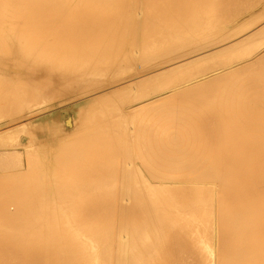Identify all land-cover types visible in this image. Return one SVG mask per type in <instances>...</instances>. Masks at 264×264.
Instances as JSON below:
<instances>
[{
	"label": "bare ground",
	"instance_id": "bare-ground-1",
	"mask_svg": "<svg viewBox=\"0 0 264 264\" xmlns=\"http://www.w3.org/2000/svg\"><path fill=\"white\" fill-rule=\"evenodd\" d=\"M257 5H260L261 11L255 7ZM250 7H255V11L257 10V13L261 14L259 15L253 11L254 13L250 15H254V18L248 16L249 13L245 12L251 9ZM249 12H252V10H249ZM238 14L242 15L239 16ZM262 19H264V0H0V264H264V51L262 50L264 46V28L260 27L264 22H262V25H257L259 29L255 30V28L251 32H247L248 34L244 33V30L246 31L247 28L251 30L249 27L253 24L256 26L255 23L261 22ZM229 22L233 24L232 26L229 25L230 27L228 26ZM226 26H228L225 29L226 31L222 32ZM218 32L220 35L223 33L221 37L218 36L220 38L217 37ZM255 34H257V37L250 39ZM209 36H214L219 41H215L214 38L213 42L207 43ZM205 39L206 43L202 44ZM209 40L212 41L213 39L210 38ZM191 48L193 52L199 51L195 55H202L198 60L201 59L203 65H207V68L214 67V70L215 66L218 67L222 62V65H227L224 62L229 63L231 61L224 59L220 62L217 60L220 62L218 65L215 61L216 58L213 59L209 54L220 53L219 56L216 54L213 57L222 58L221 53L226 56L231 51H235L239 54L238 61H236V56L233 55L236 53L233 52L230 55L232 57L226 58H232L231 60L235 58L236 62L228 64L227 67L224 66L226 68L223 71L219 72L218 70V72H215V70L214 73L209 74L207 73L208 69L205 71L206 67L204 66L203 72H206L207 76L201 71L195 72L194 70L198 66L192 64V69L188 68V70L191 69V72L195 73L193 76L192 74L188 76L190 82L193 77L196 78L201 73L203 76L199 79L196 78L197 80L195 79L192 85L188 83L191 86L186 85L189 88V93L186 90L188 94L183 90V88L187 89L185 85L183 88L180 87L182 89H179V87L176 89V91L179 89L177 92L184 91L180 95L174 90L179 82L175 83V87L172 88L173 86L171 87L169 84L171 82L167 83V81L166 84L163 83L164 85L161 84L162 82L160 83L163 86L156 87H159L157 88L159 90L164 87L166 88L165 91L168 92L167 84H169L168 86L173 89L172 94H170L171 92L165 94L168 95L165 96L166 98L156 95L155 100L153 97L152 100L157 101L158 99L161 103L164 101L167 103L166 100L170 101L171 97L173 99L175 97L173 101H170L171 104H169V101L167 104L173 107L172 104L176 103L177 106L178 103L181 104L182 102L179 101L180 98L177 100L179 102L176 101L179 95L181 97L182 94H185L186 98L187 94L189 99L190 97L195 99L193 95L198 93L200 89H206L208 92H205L209 95L210 90L208 89L213 90L214 87L222 85L226 82V78L234 80L238 77V81H233L236 84L232 81L233 84H231L229 80L230 84L226 83L230 86L227 87L228 84L224 83L225 86H221L223 88L221 93L220 90L213 91L220 94L218 96L216 93V98L212 93L208 96L210 97L209 100L211 98L217 100L221 96V100H219L222 101L225 92L229 90V96L225 95L226 97L222 101L223 104L226 103L224 99L229 101L228 98L235 93L230 94V91H237L241 88L243 91L241 92L244 93L247 90V92L252 90L254 95L251 92L252 96L246 93L248 97H241L239 101L241 110L245 108L250 109V111L244 110L232 113L229 107L231 105L227 106L228 103L226 106L230 108L231 112L227 111L222 115L223 110L219 111V106L216 104L215 106L218 109H214H217L222 116H233L236 119L230 117L229 121H220V124L225 122L228 125L219 128L218 124L214 122L217 114L213 113L215 116L212 122L214 125L217 124L215 133L220 134H217V136L214 132L206 134L210 138L208 139L209 142L213 140L212 143L209 144L208 142L207 144L206 142V144H203L204 140H201L203 143H200V140L196 138L200 144L191 145L190 142L193 143L194 138L192 136L194 134L189 136L188 133V137H192V139L188 138L187 141L185 139L187 144L184 142L181 145L183 143V141L181 143V139L187 138L186 131L184 138L176 137L177 140H180L178 145L176 144V138H173L176 133L170 134L172 139H170L171 137L168 138L169 135H166V140H170L166 141L165 138H162V131L173 123L172 121L177 115L179 116L178 108L187 105V102L184 103V101V105L182 103L178 108L174 106L178 113L174 117L170 116L169 113H176L174 107L175 112L173 111V113L171 110L169 111V108H165L164 111L166 104H162L163 107L160 105L154 108L156 110L154 111L153 108L151 109L153 105L150 106L153 101L151 99V102L144 101L146 104L149 103L147 109H149L148 111L151 109V111L146 110L147 105L144 106L145 114L144 110L136 109L142 111L138 110L141 115L147 117V120L149 117L146 115L153 112L149 120H151V117L154 119L155 115L158 117L160 114L162 116H159L158 122L160 120L164 122L171 120V124H168V126L166 123L163 124V121L159 122L158 126L162 123L163 125L160 126L166 125V127H163L165 129H161L160 126L155 128L154 124L158 122H153L154 128L150 127L151 131L153 132L156 129L155 131L159 133L160 128L162 133H159L160 137L155 138L154 135L157 136L158 134L153 133L152 135L151 132H148L154 137L151 140L157 138L161 140H158V144L157 140L152 141L153 146L157 148L152 149V145L150 147L152 143L149 141L148 135L145 136L148 141L145 140L144 144H149L142 146L144 140L141 139V136L147 132V127L145 129L143 126L140 129L141 126L136 125L137 123L139 125L140 121L132 115L135 118L134 120L137 119V121H133L134 123L137 122L134 124L136 130L138 131L139 128L143 131L142 135L138 132L136 136L142 140L138 143L142 144L136 143L140 148L146 149V151L143 150L144 153L141 151L145 157L141 156L140 158L142 159L141 162L143 161L142 164L145 163V173H149L148 176L151 177L153 183L148 180L147 176L144 177V174H141L143 170L138 169V163L133 164L136 158L139 159L137 156L142 154H138L133 161H130V157L133 158L132 154L137 153L135 149L133 153V147H130L135 146L134 136H131L134 133H130L131 128H128L130 131H127V136L125 132L127 127L117 128L119 122L114 126L109 124V121L112 120L111 122H113L116 118L119 119L121 112L117 116L113 115V119L107 117L111 133L108 131L106 134H109L110 137V134L112 135V132H114L112 131L113 128L117 131L123 130L125 136L122 139L120 135L121 138L118 137V140L125 139L124 143L120 141L123 145L126 143L131 144H126L130 149L129 154L125 152L129 156L125 157H129V160L125 158V161L124 159L125 162L130 161L128 164L125 163L128 166L126 168H130V170L118 168L122 162L118 164L120 166L116 163H114L115 165L110 164L108 160L111 157L107 160L99 157L103 153L86 152L85 148H89V146L84 142L85 145L71 144L69 142L70 136L68 139L67 136L63 135L66 129L65 126L49 131V135L50 133L52 135L50 136L51 139L56 135H63L64 137H55V140L49 139L48 141L51 140V143L49 145L45 144L46 146H36L32 136L29 132H26L25 126L29 128L27 125L31 123V117L46 112L45 109L65 101L70 95L72 96V91L75 88L80 91L81 82L85 83L86 86L89 85V87L84 86L85 89L89 88V91L96 90L99 87V89L108 87L110 91L111 83L113 84L115 81L118 83L124 78L131 80L128 77L135 75L136 80L133 77L132 80L134 81L125 84L126 89L130 91L134 87L135 90L136 85H139L140 89L142 86L147 88V86L152 85L149 84L151 79L158 75L157 72L151 76H147V74L155 72L156 69L159 71L160 66H166V63H170L165 69L166 72H169L191 64L192 62L178 64L174 61L176 57L172 56L180 55L183 53L182 50H191ZM186 52L189 55L194 54L191 51V54L189 51ZM206 55H208L207 58L210 57L214 60L215 66H213L214 63L209 66L210 62L213 61L204 57ZM187 56L183 53V57ZM174 57L175 59H172ZM181 57L182 55H180ZM204 58L208 63H205ZM188 59L187 57L185 60ZM198 60H196L197 63ZM137 63H139V67L142 63L141 70H137V66H134ZM124 65L132 69L130 73L128 69L124 68ZM198 65L203 67V65ZM222 65L219 67H223ZM123 68L127 72L126 76H122ZM193 68L195 69L193 70ZM210 70L208 72H211ZM148 71L150 72L147 73ZM143 72L147 74L140 77L136 76V74L139 75ZM183 72L179 73L182 74ZM188 72L190 73V70L183 73L185 76H181L189 82L186 76ZM195 74L198 76L195 77ZM176 75L177 77L180 76L179 74ZM176 75L173 73L176 81L186 82L184 78L179 80L178 78L181 76L177 78ZM102 76H104V79L106 77L111 79L109 82L105 81L106 79L102 81ZM241 76H246V79L244 77L242 79ZM223 79L224 82H222ZM170 80L173 81L171 78ZM107 84L111 86L109 85V87ZM121 84L118 83V85ZM90 87L93 89H90ZM151 87H154V83ZM234 87L238 89L235 90ZM146 88L142 89L143 91L141 90L144 94L141 91V93L134 91L135 96L142 94L141 96L138 95L139 99L145 96L151 98L149 93V95H146L151 88H148V90ZM224 88L227 90L223 93ZM190 89H194V91L198 89V92L193 91V93ZM144 90L147 91L146 94ZM87 91L85 92L88 93ZM123 91L128 93L127 90ZM123 91L122 93H124ZM151 91L150 93H152ZM101 92L105 93L104 91ZM191 92L193 94H190ZM83 93L80 94V97L81 95L85 96L86 93ZM89 93H92V91ZM120 93L118 92L115 96L118 97ZM126 93L119 95L121 99L114 96L113 98L117 100L112 99L110 109L106 105L108 110H112L115 105L114 109L125 106V101L130 100L131 102V97L129 98L131 95L132 102L137 98L133 96L131 91L130 94ZM206 93L204 96H207ZM237 93H240V90ZM174 94L178 95L175 96ZM234 95H232L233 99ZM99 97H102L101 101L103 98L106 99L110 96L107 94V97H103V95ZM122 97L125 101L121 102ZM158 97L164 100L162 101ZM55 98L59 99L58 102L57 100L53 102ZM77 98H79V95L74 100ZM235 98H238L237 95ZM137 99L135 102L138 103L139 100L137 101ZM181 99L183 100L182 97ZM187 99L186 101H188ZM197 99L200 100L201 98ZM215 100L209 101V103L212 105ZM219 100L217 101L220 102ZM197 101L195 100L196 104ZM202 101L200 100L204 103L203 99ZM94 102H97V100L93 99L87 103L91 105ZM117 102L119 106H117ZM160 102L157 101L156 104L159 105ZM192 102L194 100L190 101V103ZM98 103L100 105V102L96 104L98 105ZM195 103L194 105H196ZM156 104L155 106H157ZM192 104L187 106L194 108L195 106ZM234 104L236 105V101L232 105ZM33 105L37 109L32 108ZM134 105L135 103L133 104L135 108L139 104ZM215 106L213 105V107ZM160 107L161 113L157 112ZM191 107L190 109L187 108V111L189 110L188 114L192 109ZM196 107L194 109H199ZM206 107L210 108V105ZM157 108L159 109L157 110ZM183 108L180 109L183 110ZM233 108L235 109V107ZM127 110L125 112L128 116ZM88 111H91V108ZM130 111L133 113V109ZM136 112L137 116L138 112ZM183 112L180 116L182 122L185 121L186 123L185 128L182 127L185 123L182 125L181 122L180 130L178 127L172 128L175 129V132L177 130L181 131V133L177 131L180 134L184 132L181 128L186 130L188 124H191L190 120H192L190 117V119H186L190 121L187 124L183 118L185 114ZM204 112H206L204 114H208V111L205 110ZM88 113L91 115V112ZM88 113L84 114L88 115ZM98 114H101V112ZM122 114L121 116L124 118ZM204 114H201L200 120L196 119L198 123L201 121V124H197V127H202V119L204 121V118H206L205 122H207V117L209 121L211 120L212 117L210 118L208 115L202 117ZM167 115L170 116L169 119ZM164 116H167L165 117L167 119ZM188 116L186 115L185 118ZM179 117H177V120ZM87 119L84 118V120ZM90 119L89 121H92ZM225 119L227 120L226 117ZM77 120L76 124L79 123L80 126V123L84 122V120L81 122L80 118ZM127 120L133 119H130L129 116ZM127 120H121L120 125L124 124V121L126 123ZM147 120H141L140 124L143 125L147 122L150 126L151 124ZM177 120L175 119V121ZM181 120L179 119V121ZM179 121H177V124H179ZM197 121L194 119V122L197 123ZM216 121H219L218 117ZM17 122L22 124H17ZM142 122L144 123L142 124ZM86 123L88 122L86 121ZM175 123L173 125L177 126ZM76 124L74 123V125ZM103 124L105 125V123ZM128 124L126 123L124 126ZM9 125H15L12 129L17 131L18 137L16 136L12 141L7 142L4 140H9L7 138L9 136L4 135H8L12 127ZM79 125L76 126L79 127ZM132 125L130 124L129 127H132ZM99 126L95 127L98 128ZM115 126L117 127L115 128ZM212 126L210 123L208 128ZM222 126L224 125L222 124ZM5 127L6 129H2ZM105 127L106 125L104 128L102 127L104 133L105 130L107 131ZM44 128L46 129V127ZM96 128L93 129L97 130ZM150 128L148 129L150 130ZM31 129L34 132L35 128L32 127ZM194 129L191 128L190 131ZM196 129L198 133L200 128ZM204 131L201 129V132H203L202 138L205 136ZM209 131H212V129ZM22 132L24 133L21 134ZM46 132L48 133L47 129ZM95 132L93 135L90 134L92 135V142L94 139L99 138L111 144L110 141L112 140L107 139L106 134L102 135L105 137L100 135L101 139ZM123 132L120 131L118 134ZM35 133L37 132L35 131ZM114 133L117 135L116 131ZM210 134L215 137L210 136ZM116 135L113 134V137H117ZM126 137H131L133 140L128 139V141ZM88 138L86 137L87 140ZM162 139L166 141V145L163 144L164 142L160 144L163 141ZM115 142H112V144H115ZM167 142H169V145ZM106 143H100V146L106 145ZM113 145L110 147L109 152ZM31 147L35 148L33 151L36 150V147L39 149L35 151L34 156H31L28 152L32 149ZM107 147L108 144L105 148L107 149ZM20 148L24 150V153L26 151V158L23 156L25 161L19 158ZM97 148H99L98 150L102 149L98 146ZM118 148L120 147L118 146L115 150ZM158 148H160L159 151ZM163 148L173 149V151L162 152ZM57 149L61 151L59 159H55L58 152H55L57 153L56 157L54 156L52 160L50 157L48 159V156H51ZM83 149L85 150L83 151ZM175 149L179 152L177 150L175 152ZM180 149H183V151H180ZM184 149L190 151L192 149L194 152L185 151ZM196 149H202L203 151L198 152ZM123 150L117 151H120V161L122 160L121 157L123 158L126 155ZM122 152L123 154H121ZM87 156L92 157L86 158ZM112 161L116 162V159ZM138 162L141 163L139 160ZM130 163L133 164L132 167L135 170H132ZM134 166H137V169ZM139 170L141 173H139Z\"/></svg>",
	"mask_w": 264,
	"mask_h": 264
},
{
	"label": "rangeland",
	"instance_id": "rangeland-1",
	"mask_svg": "<svg viewBox=\"0 0 264 264\" xmlns=\"http://www.w3.org/2000/svg\"><path fill=\"white\" fill-rule=\"evenodd\" d=\"M253 6H254V5H253ZM257 6H258V7H257ZM257 6H255V7H256L257 9L260 10V9H261V8H259L260 5H257ZM255 7H253V8L250 7L251 9H248L247 11L245 10L246 12H245V11H244V12H245V13H249L248 16H251V15H252L251 13H254L253 11H255V9H256ZM248 8H249V7H248ZM249 10H250V11L252 10V12H249ZM259 10H258V12H259ZM261 10H262V9H261ZM261 10H260V11H261ZM244 12H243V13H244ZM255 12L257 13V10H256ZM262 12H263V11H262ZM256 13H255V14H256ZM250 14H251V15H250ZM257 14L260 15L261 13H257ZM257 14H256V16H257ZM238 15H239V14H238ZM241 15H242V14H241ZM241 15H239V16H241ZM253 16H254V15H253ZM253 16H251V17H253ZM256 16H255V17H256ZM253 18H254V17H253ZM257 18H258V17H257ZM249 19H250V17H249ZM255 20H256V18H255ZM263 20H264V19H262L261 22H259V23H255V25H256V26H257V25H260L262 22H264ZM258 21H259V20H258ZM232 22L234 23L235 21H232ZM229 25L232 26L233 24H231V22H229L228 26H229ZM228 26H226L222 32L226 31L225 29H226ZM256 26H254V24L251 25V26L249 27V29H251V30H248V28H247L246 31L244 30V33L248 34L249 32H251V31H252L253 29H255V28H256L255 30L259 29L258 26H257V27H256ZM229 27H230V26H229ZM253 27H254V28H253ZM247 32H248V33H247ZM218 33H219V32H218ZM218 33H215V34H218ZM215 34H214V35H215ZM222 34H223V33H222ZM222 34H221V35H222ZM242 34H243V33H242ZM259 34H260V33H259ZM221 35H220V33H219V35H217V37H218V36L221 37ZM245 36H246V35H245ZM220 37H218V38H220ZM238 37H240V35H238ZM256 37H257V34H255L254 36H252L250 39H255ZM210 38H212L213 40H212V41L209 40ZM214 38H215L214 36H213V37L209 36V39H208V40H209L210 42L207 40V43H211V42H213L215 39H216L215 41L218 40L217 38H215V39H214ZM218 41H219V40H218ZM204 43H206V39L203 40V43H202V44H204ZM218 44H219V43H218ZM221 44H222V43H221ZM200 45H201V44H200ZM215 45H216V44H215ZM262 48H264V46H263ZM185 50H186V49H184V50L181 51V52L185 53V56L189 55V54H187L186 51H189L190 54H191V52L194 53V54H192V55L187 56V57L189 58L188 60H185L187 57H183V53L180 54V55H182L181 58H180V55H172V56H175V57H176V60H174V61H176V63H178V64H181V63L186 64V63H188V62H192V63L189 64V65H186V66L180 67V68H178V69H173V70H171V71H169V72H166L165 69H167V67L170 65V63H168L169 65L166 63V66H165V65L160 66V68L158 69L159 71H157V69H156V71H155V70H152V71H155V72H153V73L151 72L150 74H147V73H149L151 70L148 71L147 73L143 72V73H141V74H139V75L136 74V76H138V77L143 76V74H147V76H148V75L151 76V75H153V74H155V73L157 72L158 75L155 76L153 79H151V82L149 83V84H152L151 86H153V83H154V87L147 86V88H146V86L143 87L142 85H140V86H142L141 89H140L139 85H136L137 88H136L135 90H134V87H132L133 90L130 89V91H131V93L133 94V96H135V92L141 93V92L143 91L142 89L146 88V89L148 90V88H151L150 90H148L149 92L146 91L147 94H146V92H145V90H144V92H145L146 95H149V94L151 95V98H150V96H149V97H148V96L146 97V96L144 95L145 97H141V98L139 99V98H138V95H140V94L137 95V93H136L137 96H135V98H136V97L138 98V99L136 98L137 101L139 100L138 103L135 102L136 99H134V101L132 102V95H131V96L128 95L129 98L131 97V102H130V100H129L128 98H127V99H128L129 101L126 99V100L128 101V102H126L125 99L123 98V97L126 96V95H125V96L122 97V100H121V102H122V101H125V103L123 102V103L125 104V106L123 105V103H121V104L124 106L125 109L123 108V106H121V107L119 106L120 101L118 100L119 103L117 102L116 104H117V106H119L120 108H119V107H116V108H118V109H114L116 105H115V106L112 105V106H114L113 109H112V110H108V107H109V109L111 108V104H112V102H113V100H114L115 98H117V99L120 98V99H121V96L119 97V95H121V94L123 95V94L126 93V91L124 92L123 90H127V92L130 94V91H129L128 89H126V87H125L126 85H125V84L134 81V80H132V78H133L135 75H134L133 77H128V78H130L131 80L124 78V79H125V81H124V79H122V80H121L122 82H121V81L118 82L119 84H121V83H123V81H124V83L121 84V85H118L117 81L114 82V83H117V84H114V83H113V84H114V85H113V84L111 83V85H112L114 88H113L110 84H107L108 86H109V85L111 86V87L109 86V87H110V88H109L110 91L108 90V87H106V86H104V87H106V88H104L105 90H104L103 88H101V89H102V90H101V89H99L100 87L96 89V88L94 87V86H95V85H94V86H92V87H94V89H96V90H90V91H92V93H89V92H90V91H89V88L85 89V87H89V85L86 86L85 83H82V82H81V90H80V91H79L78 89H77V90H78V91H77L76 88H75V90H73V91L71 90L72 93H73L75 96L71 93L72 96L70 95L69 98H67L65 101L60 102V103H58V104H55V105L49 107L50 109H49V108L45 109L46 112L43 110L45 113L42 112V113H39V114H35V116H33L34 118L31 117V120H32V121H31V123L28 124L29 126L27 125V127H29V128H26V126H25V129H27L26 132H27V133L29 132L30 136H32V138H33V140H34V144L36 143V144H35L36 146H43V145H45V144L49 145V144L51 143V140H53V139L55 140V137H56V138H62V136L64 135L65 137L67 136L68 139H69V136H70L69 142H71V144H73V145H74V143H76V144H77V143H79V144H83V142H84V143H86V145L89 146V148H85L86 150L83 149V151L85 150L86 152H91V153L96 152L97 154L103 153V154H101L100 156H99V155H98V156L101 157V158H103V159H106V160L109 159L110 157L112 158V160L116 159V162H115V161H112L111 158H110L108 161H109L110 164H114V163H116L117 165L120 164V163L122 162V163H123V166H122V163H121V166H122L123 168H122L120 165H118V166H120V167H118L117 165H116V167L121 168V169H124V168H125V169H129V170H130V168H126L127 165H125V163L128 164L131 160L133 161V160L135 159V156H137L138 154H142V152H143V150H144L143 147H144V145H145V144H144V143H145V140H147V139L145 138V136L147 137V135H148V137H149V141H150L151 143H152V141H156V140H157L156 142H157V144H158L159 141H161L160 139L157 138L156 140H151V138H154V137H155V138H156V137H160V136H159V135H160L159 133L162 131L161 129H162L163 127H166V125L168 126V124H169V125L171 124V123H170L171 120H170V121H169V120H167V121L165 120L166 122H164L163 120H160L159 122L163 121L162 123H163V124L166 123V125L163 126V127L160 126L162 123L159 125L160 128H161V129L159 128V133H157V132L155 131L156 129H155V130L153 129V130H154L153 132L151 131L152 129H151L150 127L154 128L152 124H154L155 122H158L157 119H159V118H160L159 116L161 115V114H160L158 117H157V115H155L156 117H154V119H153V117H151V120H149V119H150V115L152 116V114L154 113V112H153L154 108L159 107L160 105L162 106V104H166V105L168 106L167 103H168V101H169V100H168V101L166 100L167 103H165V101H164L163 103H161L160 100L157 99V101L161 103V104L159 103V105H157V104H156L157 101H153L152 99L154 98V100H155V97H157V96H159V95H160V96H164V97H165V96H168V95H165V94H167V93H169V92H171L170 94H172L173 89H171L170 86H171V87L173 86L172 88H174L175 85H176L175 83H178V82H179L178 85H180V86L176 85V87L174 88L175 92L180 94V93H184V91H185V93H187L186 90L188 91V89H189L188 86H189L190 84L192 85L193 82H195V79H196V78H197V79L202 78V76H203L202 73H204L206 76L208 75V74H206V72H203V69H204L205 67H206V70H205V71H207V69H208V71H209V70L212 68V69L210 70L211 72H208V71H207V73H209V74L214 73L215 70H216L215 72H218V70H219V72H220L221 70L223 71V70L228 66V64H231V63H234V62L238 61L237 58H238V55H239V54H238L237 52H235V51H231L230 54H228V55H226V56H225L224 53H223V55L225 56V58H224V56L221 54V57H222L223 59L218 57L220 54H218L217 57H213L214 55H210V57L212 56L213 59L216 58L215 61H216V64H218V65L220 64L221 61H224V59H225V60H230V61H231V62H229V63H228L227 61H225L224 64L227 63V65H226V64H225V65H222V64H223V62H222V64H220V65H222L223 67H219L220 65H219V66L217 65L218 67H216V66H215L216 64H215L214 60H212L210 57L207 58L208 55L204 56V57H206L207 59H209L210 61H211V60L213 61V62H210L211 64H209V66L212 65V64L214 63V65H213V66H215V70H214V67H208V68H207V65H206V66L203 65V62H202L201 59L198 60L199 58H201L200 56H202V55H195V54H196V52H199V51H194V52H193V51H192V48H191V50H186V51H185ZM193 50H194V49H193ZM190 51H191V52H190ZM233 52H235V53L237 54V55H236V54H233V55L236 56V57L233 56V57L236 58V61H235V58H233V60H231L232 58H226V57H232V56H230V55H232ZM225 54H226V52H225ZM169 56H170V55H169ZM169 56H168V57H169ZM172 56H171V57H172ZM178 56H179V57H178ZM194 56H195V57H194ZM215 56H216V55H215ZM175 57L172 58V59H175ZM190 57H192L193 59H191ZM177 58H179V60H177ZM183 58H184V59H183ZM194 58H196V59H194ZM206 58H204V61H205V63H206V62L208 63V61H206ZM217 58H218V59H217ZM243 58H244V57H243ZM180 59H181L182 62L180 61ZM182 59H183V60H182ZM202 59H203V58H202ZM221 59H222V60H221ZM241 59H242V58H241ZM184 60H185V62H184ZM193 60H194V61H193ZM196 60H198V63H197ZM217 60H219L220 62L217 61ZM186 61H187V62H186ZM199 61H200L202 64H201ZM172 62H173V61H172ZM218 62H219V63H218ZM173 63H175V62H173ZM205 63H204V64H205ZM192 64H193L194 66H196V67L198 66L197 69H195L196 67L193 68V70L195 69V70H194L195 72H198V71H201V72H202V73L200 74L201 76H200V75L198 76V75L195 74V77H196V76H198V77H196V78L193 77L194 79L192 78V76H193V74H194L195 72H194V71H193L194 73L191 72V69H192L191 66H192ZM195 64H197V65H195ZM198 64H200V66L203 65V67H199ZM167 65H168V66H167ZM134 66H135V67L137 66V67H136L137 70H138V69L141 70V68H142V63H141V65H140V67H139V63H137V64L134 65ZM189 66H190V67H189ZM204 66H205V67H204ZM224 66H226V67H224ZM165 67H166V68H165ZM124 68H126V70L128 69V72H129V73H130L131 70H132V69H130V67H128L127 65H124ZM124 68H123V71L125 70ZM161 68H162V69H161ZM188 68H191V69H189V70H190V73L188 72V75L186 74V76L188 77L190 74H192V76H191V78H192L191 80H192V81H191V82H190V79H189L190 77H188L189 82H188V80L186 81L185 77H182V76H185V74H183L185 71H186V73H187V71H189ZM199 68H201V69H199ZM209 68H210V69H209ZM218 68H219V69H218ZM221 68H222V69H221ZM129 69H130V70H129ZM160 69H161V70H160ZM184 69H186V70H184ZM198 69H199V70H198ZM178 70H179V71H178ZM183 70H184V72H183ZM196 70H197V71H196ZM176 71H177V72H176ZM181 71L183 72L182 74H180ZM160 72H161V73H160ZM179 72H180V73H179ZM173 73H174V75H176V74H179L180 76L182 75L181 77L178 76V77H180L181 79L178 78L177 75H176V77H177L179 80H182V79L184 78L186 82H183V81H182V82H183V83H182L181 81H178V80L176 81V80H175V77L173 76ZM125 74H127L126 71H124V72L122 73V76L125 75ZM169 75H170V76H169ZM205 75H204V76H205ZM241 75H243V74H241ZM104 76H105V75H104ZM104 76H102V77H103V80H102V81H104V80L106 79L105 81L109 82V80H110L111 78L109 79V77H106V78L104 79ZM106 76H111V75H106ZM125 76H126V75H125ZM239 77H240V75H239ZM242 77H244V76H241V78H242ZM135 78H136V77H134L133 79H135ZM166 78H167V79H166ZM170 78L173 79V81L170 80ZM177 78H176V79H177ZM237 78H238V77H236L235 79L233 78L234 80H230V78H229V79L226 78V82L229 83V80H230V83H231V84H233V83L236 84V82H233V81H238ZM244 78L246 79V76H245ZM244 78H242V79H244ZM197 79H196V80H197ZM239 79H240V78H239ZM127 80H129V81H127ZM135 80H136V79H135ZM240 80H241V79H240ZM240 80H239V81H240ZM126 81H127V82H126ZM155 81H156L159 85H158V84L156 85V82H155ZM167 81H168V82H167ZM169 81H170L171 83H169ZM174 81H175V82H174ZM224 81H225V80L223 79L222 82H224ZM231 81H232L233 83H232ZM17 82H18V81H17ZM125 82H126V83H125ZM161 82H162V83H161ZM164 82H165V84H166V82L169 83L170 86H168L169 84H167V87H168V89H169V90H167L168 92L165 91L166 88L163 87V89H164V90H163L162 87H161V89L164 91V93H162L163 91H162V90H159V89H157V88H159L160 86H163V85H164V84H163ZM173 82H174V83H173ZM180 82H181L182 84H181ZM226 82H224V83L227 85L228 83H226ZM102 83H103V82H102ZM160 83L163 84V85H160ZM172 83H173V84H172ZM186 83H187V84H186ZM188 83H190V84L188 85ZM219 83L221 84L220 81H219ZM224 83H222V85L225 86ZM230 83H229V84H230ZM239 83H241V82H239ZM82 84H83V85H82ZM171 84H172V85H171ZM194 84H195V83H194ZM229 84L227 85V87L230 86ZM115 85H117V86H115ZM122 85H123V87H122ZM147 85H148V84H147ZM184 85H185V86L188 85V86L185 87ZM191 85H190V86H191ZM222 85H218L219 87H218V86L214 87V89L217 88V87L219 88V89L217 88L216 90H214L213 88H212L213 90L208 89V90H210V92L212 91L211 93L209 92V95L206 93V92H208V91H206V89H200L199 92H198V89H197V91H196V90L194 91V89H193V90L190 89V91H192V92H193V91H194V92H198V93H194V92H193V93H194L193 96L195 97V99H194L193 97H190V99H189V97H187V94L189 93V91H188V93L186 94V98H185V96H184L185 94H182L181 97L183 98V100L181 99V97H180L181 94H180V95L178 96V98L176 99V101L180 98L179 101H182L181 104L185 101L184 103L187 102V105H191L192 103H193L192 105H194L195 100H196V101L199 100V99H197V98H199V97L201 98V99H200L201 101H202V99L204 100V103H202L203 101L200 102V100L197 101V104L200 102L198 105L195 103V104L197 105V107H196V105H194V106H195L196 108H199V109H194L195 107L193 108V107H191V106H187L186 104H185V105H186V106H185L184 103H183L182 105H184V106H182V107H184V108H183V110H182V109H180V108H182V107L178 108V106H181V104L178 103L179 105L177 104V106H176V103L174 104V103L172 102V103L174 104V105L172 104V106H173V107L176 106V107L178 108L179 116L181 115V112L184 111V112H183V113H185L184 116H183L184 120H186V119H188V118L190 117L193 121L190 120V121H191V124H188L190 121L186 120V122H187V124H188V127L186 128V130H183V129L185 128V126H186V123H185V121L182 122L183 120H181V116L179 117V116L177 115V117H179V119H180L181 121H179V119L177 120V117H176L175 119H176L177 121H179V124H177L178 122L175 121V119H174L172 122H173V123L176 122L175 124H177V126L175 125V126H176V127H175V126L173 125V123L170 125V126H172V127L168 126V128H166V130L162 131V132H163V134H162L163 137H162V138H165V140H166V137H165L166 135H167V136L169 135L168 138H170V137H171L170 134L173 135V134H175V133H176L177 136L175 135V137H174V135H173V138H176V137H178V138H184V137H185V136H184V133H186V131H187V134H186L187 138L185 137L184 140L181 139V143H182V141H183V143H182L181 145L184 144L185 139H186V141H187L188 138H189V139H192V137H193L194 139L192 140L193 143L190 142L191 145H192V144H196V143L198 144L199 141H197V139L200 140V143L202 142L201 140H204V143H203V142H202V143H203V144H206V142H207V144H208V142H209L208 139H210V138H209V136H206V134L208 135V133H210V132L213 133V132H214L215 136H217V134H220V133H215V130H216L215 126L218 124V126H219V128H220V127H226V126L228 125V123L221 122V123L224 125V126H222V124H220V121H223V120H224V121H229L231 118H232V119H233V118L236 119V117H233V116H226V115H225V117L227 118V120H226L225 117L222 116V115H224L225 112H227V111H228V112H231V111H232V113H233V112H234V113H237V111H238V112H242V111H244V110L250 111V109L248 110V109H245V108H243V109L241 110V107L239 106V105H240L239 101L241 100V97H245V96L248 97V95L250 94V92H251V93L253 92L251 89H250V90H251L250 92H247V91H248V90H247V91H245L244 93H242L243 91L241 90V88L238 89V88L236 87V88L238 89L237 91H230V92H231L230 94H232V92H235V93L232 94V95L235 94V95H234V99H235V100L233 99V97H232V95H231L232 98H231V97L228 98L229 101L226 100V99H224L226 103H223V104H222L223 98L226 97L225 95H228V96H229V93H228L229 90L225 89V88H226V87H225L223 93H224L226 90H227V91L225 92L224 97L222 98V101H220V100H221V99H220L221 96L217 99V100L220 99V100H219L220 102H218L217 100L211 98L213 101L215 100V103L213 102V104L211 105V104L209 103V101L212 102V100H211V99L209 100L210 97H208V96L212 95V93H213V95L216 96V93H217V92L215 93V92H213V91H219V90H220V93H221V90L223 89V88H222V87H223ZM84 86H85V87H84ZM136 86H135V87H136ZM156 86H159V87H156ZM165 86H166V85H165ZM221 86H222V87H221ZM231 86H234V85H231ZM83 87H84V88H83ZM92 87H90V89H93ZM138 87H139V88H138ZM178 87H179V89H182L183 87H185V88H187V89H184V88H183L184 91H183V90H180L179 92H177V91L179 90V89H178V90L176 91V89H177ZM180 87H182V88H180ZM152 88H153L154 90H153ZM232 88H233V87H232ZM236 88L234 87L235 90H236ZM139 89H140V90H139ZM234 89H232V90H234ZM82 90H83V92H85L86 90H88V91H87L88 93L85 92V93H86V94H85V93L82 92ZM100 90H101V91H104L106 94L103 93V92H101ZM115 90H116V91H115ZM121 90H122L124 93H122ZM136 90H137V91H136ZM141 90H142V91H141ZM151 90H153L154 93H153V91H151ZM201 90H202V91H201ZM239 90H240V93H237V92H239ZM96 91H97V92H96ZM99 91H100V92H99ZM114 91H115V92H114ZM117 91H118L119 93L121 92V93L118 95V97L115 96V95H117V93H118ZM134 91H135V92H134ZM140 91H141V92H140ZM150 91H151L153 94L150 93ZM161 91H162V92H161ZM203 91H204V92L206 91L205 93H206L207 96H204L205 93H204ZM241 91H242V92H241ZM93 92H94V93H93ZM95 92H96V93H95ZM98 92H99L100 94H99ZM112 92H113V93H112ZM116 92H117V93H116ZM133 92H134V93H133ZM155 92H156V94H155ZM158 92H159V93L161 92V93L159 94ZM192 92H191L190 94H193ZM82 93L85 94L86 97H85L84 95H81V97H80V94H82ZM101 93H102V94H101ZM110 93H112V94L109 95ZM128 93H126V94H128ZM148 93H149V94H148ZM157 93H158V94H157ZM173 93H174V92H173ZM201 93H203V94H201ZM220 93L218 92L217 95L219 96ZM223 93H222V95H223ZM227 93H228V94H227ZM246 93H248V95H247ZM91 94H94V95H91ZM96 94H97V95H96ZM107 94H108V96H110V97H108V98H106V99L103 98V100L100 101V99H102V97L100 98L99 96H100V95H101V96L103 95V97H107ZM142 94H144V93L142 92ZM142 94H141V95H142ZM154 94H155V96H153ZM238 94H239V95H238ZM244 94H246V95H244ZM252 94H253V93H252ZM252 94H250V95L252 96ZM77 95H79V98H77L78 100H77V99L74 100V99L77 97ZM98 95H99V96H98ZM141 95H140V96H141ZM156 95H157V96H156ZM174 95L177 96L178 94H174ZM198 95H199V96H198ZM200 95H201V96H200ZM236 95H237L238 98H235ZM241 95H242V96H241ZM250 95H249V96H250ZM253 95H254V94H253ZM73 96H74V98H73ZM97 96H98V97H97ZM111 96H112V97H111ZM114 96H115V98H113ZM169 96H170V95H169ZM183 96H184V97H183ZM196 96H197V97H196ZM239 96H240V97H239ZM152 97H153V98H152ZM170 97H171V96H170ZM205 97H207V98H205ZM211 97H212V96H211ZM213 97H214V96H213ZM158 98H159V97H158ZM165 98H166V97H165ZM168 98H169V97H168ZM168 98H167V99H168ZM171 98H172V99L169 98L170 101H173V100L175 99V97H174V99H173V97H171ZM184 98H185V99H184ZM187 98H188V99H187ZM204 98H205V99H204ZM216 98H217V96H216ZM93 99H94V100L96 99L97 102H100V105H99V103H98V105H97V104H96L97 102H94V103H93L94 106H93V104L88 105L87 102L90 101V100H93ZM112 99H113V100H112ZM117 99H115V100H117ZM123 99H124V100H123ZM150 99L153 101L152 103H150V106L153 105V107H151V109L153 108V110H152L153 113H152V114L150 113L149 115H146V116L149 117V119L147 120V117H145V115H141L140 112H142V111H140L139 109H136V108H140L141 110H144V109H145L144 106L147 105L148 107L146 106V110L148 111L149 109H147V108H149V105H148L149 103L146 104V102H151ZM159 99H162V98L160 97ZM186 99H187L188 101H186ZM232 99H233V100H232ZM236 99H239V100H236ZM56 100H57V102H58L59 99H56V98H55V99L53 100V102L56 101ZM109 100H110V101H109ZM163 100H164V99H162V101H163ZM191 100H192V101L194 100V102L190 103ZM208 100H209V101H208ZM230 100H231V101H230ZM73 101H74V102H73ZM102 101H103V102H102ZM104 101H105V102H104ZM140 101H141V102H140ZM142 101H143V102H142ZM144 101H146V102H144ZM170 101H169V104H171ZM179 101H177V102H179ZM205 101H206V102H205ZM207 101H208V102H207ZM216 101H217V102H216ZM232 101H233V103H235V101H236V105H235V104L232 105V104H233V103H231ZM67 102H68V103H67ZM114 102H115V101H114ZM129 102H130L131 104H130ZM139 102H140V103H139ZM127 103H128L129 105H128ZM134 103H135V105H137V104H139V105H137V107L134 105V106H135V108H134V107H133V104H134ZM201 103H202V104H201ZM205 103H206V104H205ZM207 103H208V104H207ZM228 103H229V104H228ZM238 103H239V104H238ZM109 104H110V105H109ZM121 104H120V105H121ZM155 104H156L157 106H155ZM200 104H201V106H200ZM216 104H217V106H219V107H218V108L220 109L219 111H222V110H223V112H222L223 114H222V115H221L220 112L217 111L218 108H217V106H215ZM227 104H228V105H227ZM56 105H57V106H56ZM96 105L99 106V107H97ZM106 105H108V107H107ZM131 105H132V106H131ZM209 105H210V108H208V107L205 108V106H209ZM213 105H214L215 107H213ZM226 105H227V106L231 105V106H229V107L231 108V111L229 110L230 108H228ZM55 106H56V107H55ZM89 106H90V107H89ZM164 106H165V105H164ZM167 106L164 107V111H165V108H166V109L169 108V111L171 110L172 113H173V111L175 112V110H174V109H176L175 107H174V109H173V107H170V106L167 107ZM198 106H199V107H198ZM202 106H203V108H204V111H205V110L208 111V114H207V115H208L210 118L212 117L211 120H210L211 122L208 120L207 115L204 114V113H206V112H204V111L202 112ZM29 107H30V106H29ZM31 107L34 108L35 106L33 105V106H31ZM53 107H54V108H53ZM88 107H89V108H88ZM102 107H103V108H102ZM162 107H163V106H162ZM185 107H186V110H185ZM188 107H189V108H188ZM190 107H191L192 109L190 110V112H189V114H188V111H189V110L187 111V108L190 109ZM211 107H212V108H211ZM222 107H223V108H222ZM233 107H235V109H234ZM35 108H36V107H35ZM35 108H34V109H35ZM38 108H39V105H38ZM90 108H91V111H88ZM97 108H98V109H97ZM105 108L108 110V112H107V110H105V111L103 110V109H105ZM170 108H171V109H170ZM214 108H217V109H214ZM34 109H32V110H34ZM36 109H37V108H36ZM48 109H49V110H48ZM52 109H53V110H52ZM93 109H94V110H93ZM100 109H101V110H100ZM127 109H128V110H127ZM129 109H130V110L133 109V113H134V114H133ZM134 109H136V110H134ZM151 109H150V111H151ZM158 109H159V108H157V110H158ZM162 109H163V108H162ZM179 109L182 110V111H180ZM193 109H194V111H193ZM208 109H210V110H208ZM221 109H222V110H221ZM227 109H228V110H227ZM239 109H240V110H239ZM51 110H52V111H51ZM71 110H72V111H71ZM122 110H123V111H122ZM126 110H127V112H128V116L126 115V112H125ZM138 110H139L140 112H138ZM146 110L143 111L144 114L146 113ZM195 110H196V111H195ZM212 110H213V112H212ZM234 110H235L236 112H235ZM50 111H51V112H50ZM97 111H98V112H97ZM103 111L105 112V114H104ZM134 111H135V112L137 111V112L139 113V114H138V113L136 112V113H137V116H139L140 119H139V117L136 116V114H135ZM150 111H148V112H150ZM154 111H156V110H154ZM164 111H162V112H164ZM186 111H187V113H186ZM191 111H192V112H191ZM197 111H198V112H202V113H198ZM253 111H254V109H253ZM71 112H72V113H71ZM86 112H87V113H88V112H91V115H90V113H88V115H87V114H84V113H86ZM100 112H101V114H98V113H100ZM102 112H103V113H102ZM119 112H121V113L119 114V115H120L119 119L122 118L121 114H122V113H125L124 115L122 114L124 118L120 119V121H121V120L123 121L124 119L127 120V118H129V116H130V119H133V120H130V121L127 120V121L129 122V124H128V122L126 121V123L128 124L127 126H124V124H126L125 121H124V124H121V125H120L121 122L119 121L118 118H116L113 122H111L112 120H111V121L108 120V118H109V119H110V117L112 118L113 115H114V116H115V115L117 116V114H118ZM157 112H160V113H161V107H160L159 111H157ZM157 112H155V113H157ZM166 112H168V111L166 110ZM196 112H197V113H196ZM210 112H211V114H210ZM47 113H48V114H47ZM55 113H56V115H54ZM93 113H94V114H93ZM129 113H132V114L130 115ZM169 113H170V116H171V115L174 116V115L178 114V113H177V109H176V113H175V114H171V112H169ZM169 113H168V115H169ZM195 113H196V116H198L197 118H196V116H195ZM213 113H214V114H217V116H215ZM219 113H220V114H219ZM96 114H98L99 116L96 115ZM142 114H143V113H142ZM163 114H166V113H163ZM201 114H204V116H202V117H205V116L207 117V122H208V123L205 122V119H206V118H204V121H203V119H202V127H200V126L197 127V124H198V125L201 124V123H200L201 121L198 123V121H197L196 119L200 120V118H201ZM46 115H47V116L49 115L48 118H47ZM50 115H51V117H50ZM85 115H86V116H85ZM92 115H94V116H92ZM95 115H96V117H95ZM119 115H118V116H119ZM132 115H134V117L138 118V121H140V122H141V120H142V121H146V120H147L151 125L148 126V123H147V122H145L146 124H145L144 122H142V124L144 123L143 125H141L140 122H139V125H138L137 122L134 123L133 121H137V119L134 120L135 118H134ZM168 115H167V116H168ZM182 115H183V114H182ZM186 115H187V116L189 115V116L185 118ZM191 115H193L195 118H194L193 116L191 117ZM199 115H200V116H199ZM212 115H213V116H212ZM219 115H221L222 117L220 116V117H221V118H220ZM65 116H66V117H65ZM69 116H70V117H69ZM91 116H92V117H95V118H92ZM97 116H98V117H97ZM114 116H113V118H114ZM142 116H143V117H142ZM161 116H162V115H161ZM167 116H164V118L167 117ZM170 116H168L167 118L169 119ZM214 116H215V118H214ZM42 117H43V118H42ZM64 117H65V118H64ZM75 117H76V118H75ZM78 117L80 118L81 122H83L82 120H84V118H85V119H87L86 117H89V118H88L87 120H84V122H83L84 124H83V123H80V124H81V126H80L79 123L76 124V122H78L77 119H79ZM81 117H82V118H81ZM83 117H84V118H83ZM107 117H108V118H107ZM126 117H127V118H126ZM174 117H175V116H174ZM217 117H218V119H219L218 122L216 121ZM230 117H231V118H230ZM38 118H39V119H38ZM70 118H71V119H70ZM90 118H91V119H90ZM105 118H107V119H105ZM113 118H112V119H113ZM155 118H156V119H155ZM161 118H162V117H161ZM167 118H165V119H167ZM183 118H182V119H183ZM190 118H189V119H190ZM193 118L195 119V121H197V123L194 122V119H193ZM210 118H209V119H210ZM213 118L215 119V121H214ZM223 118H224V119H223ZM229 118H230V119H229ZM89 119L92 120V121H89ZM93 119H94V120H93ZM162 119H163V118H162ZM172 119H173V118H172ZM63 120H64V121H63ZM73 120H74V121H73ZM75 120H77V121H75ZM80 120H79V122H80ZM156 120H157V121H156ZM212 120H213L214 122H216L217 124L215 123V125H214L213 122H212ZM86 121H87L88 123H86ZM102 121H103V122H102ZM106 121H107V122H106ZM108 121H109V124H111V125H113V126H114V125H117V123L119 122V124H118L119 127L115 126V128L117 127V128L120 129V128H126V127H127V128L125 129V132L127 133V136H128V132H129L130 130H131V132H130L131 134H132V133L136 134V135H134V134L131 135V134L129 133L131 136H134L133 138H134L135 140H133V138H131V137H129V138L126 137L127 140H128V139H129V140L132 139L133 142L135 143V144L133 143L135 146H130L131 148L133 147V148H132V149H133L132 152L134 153L135 151H137V153L135 152L136 154L134 153L135 155L132 154V155H133V158H132V159H131L132 156L130 155V156H131V157H130V161H128V160H129V159H128L129 157H125V156H129V155H127V153L129 154L128 151H129L130 148H129L127 145H129L130 143H129V144L126 143L127 145H126V144L123 145V143L125 142V141H124L125 139L122 140V139L124 138L123 136H125L123 130H120L121 132H123L122 134H118V133H120V131H117L116 129L113 128L114 130L112 129V131H114V132L116 131V132H117V135H116L114 132H112V135L110 134V137H109V134H106V133H108V131H110V129H111V128L109 129V126H110V125H108ZM151 121H152V122H151ZM174 121H175V122H174ZM71 122H72V123H71ZM115 122H116V123H115ZM153 122H154V123H153ZM159 122L154 124V125H155V128H158V127H159V126H158ZM180 122L182 123V125H183V123H185L184 126H182V125L180 124ZM204 122H205V123H204ZM19 123H20V122H17V124H19ZM74 123H75L77 126L79 125V127H77L76 125H74ZM100 123H101V124H100ZM103 123H105V125H106L105 129H107V131L105 130V133H104V129L102 130V127L104 128V126H105ZM106 123H107V124H106ZM112 123H115V124H112ZM136 123H137V124H136ZM192 123H193V124H192ZM194 123H196V124L194 125ZM210 123H211V126H212V125H213V126L208 128V126H209ZM224 123H225L226 125H225ZM20 124H22V123H20ZM65 124H66V125H65ZM82 124H83V125H82ZM130 124H131V125H132V124H133V125L136 124L137 126H141L140 129H142L143 126H144L145 129H146V127H147V132H146V130H145L146 133L143 134V131L140 130L138 127H137V128H138V131L136 130V128H135L136 125H134V127H133V125H132V127H129ZM163 124H162V125H163ZM219 124H220V125H219ZM229 124H231V123H229ZM15 125H16V123H15ZM15 125H11L12 127L9 125V126L11 127V129H10L8 135H4V136H9V137H7V138H9V140H4V141H7V142H8V141H12L14 138H16V136L18 137V135H17V131H15L14 129H12ZM44 125H45V126H44ZM99 125H100V126H99ZM101 125H103V126L101 127ZM122 125H123V127H122ZM146 125H147V126H146ZM178 125H179V126H178ZM180 125H181L182 127H184V128H181L182 131H184L182 134H180L181 131H179V130H180V128H179ZM203 125H204V126H203ZM205 125H206V127H205ZM207 125H208V126H207ZM62 126H65L64 128H66V129H65V133H63V135H61V136H60V135H56V136H54V138L51 139L50 136H52V135H51V133H50V135H49V131L53 130L54 128H60V127H62ZM70 126H71V127H70ZM95 126H99V127H98L99 129L96 128ZM113 126H111V127H113ZM120 126H121V127H120ZM157 126H158V127H157ZM32 127L35 128V129H34V132L31 131V130H32V129H31ZM44 127H46L48 133L46 132V129H45ZM100 127H101V129H100ZM177 127H178V129H179V130H177V131H179L180 133H178L177 131L175 132V131H174L175 129H174V130L172 129V128H177ZM189 127H191L192 129H194L193 127H196V128H198V129L200 128V129H199V131H198V133H197V129H196V128H195L194 130H191V131H190L191 128H189ZM39 128H40V130H39ZM93 128H96L98 131L95 130V129H93ZM128 128H129V129L131 128V129L129 130ZM132 128H133V129L135 128L134 131H132V130H133ZM144 128H143V129H144ZM148 128H150V130H149ZM203 128H204V129H203ZM206 128H207V130H206ZM213 128H214V129H213ZM2 129H6V127H5V128H2ZM29 129H30V130H29ZM43 129H44V130H43ZM90 129H91V132H90ZM127 129H128V130H127ZM163 129H165V128H163ZM187 129H189V130H187ZM201 129H202V131L206 130V131H204V132H205L204 134H205V136H206L207 138H206L205 136H204V138H202L201 135L203 134V132H201ZM208 129H209V130L212 129V131H209ZM38 130H39V131H38ZM41 130H42V131H41ZM66 130H67V131H66ZM101 130H102V131H101ZM148 130H149V131H148ZM160 130H161V131H160ZM171 130H172V131H171ZM35 131H36L37 133H35ZM68 131H69V132H68ZM80 131H81V132H80ZM95 131H96V132H95ZM100 131H101V132H100ZM127 131H128V132H127ZM135 131H136V133H135ZM140 131H141L142 133H141ZM170 131H171V133H169ZM173 131H174V133H173ZM188 131H190V132H188ZM192 131H193V133H192ZM195 131H196V132H195ZM208 131H209V132H208ZM14 132H15L16 134H15ZM32 132H33V133H32ZM42 132H43V133H42ZM66 132H67V133H66ZM78 132H79V133H78ZM82 132H83V133H82ZM94 132L97 133V135H99V136H100V135L102 136V135L106 134L105 136H108L107 139L112 140V141H110L111 144L106 143V142H107L106 140H104V141H106V142H104V141L100 140L99 138H97V140H95V139L93 138V139L95 140V141L93 140V142H94V144H95V145H94L93 142H92V140H91V139H92L91 136L93 135ZM102 132H103V133H102ZM138 132H139L140 135L143 134V136H141V139L144 140L143 144L140 143L142 140H141L140 138L136 137V136L138 135ZM148 132H151L152 135H153V133H156V134H158V135H157V136L154 135V137H153V136L151 135V133L149 134ZM162 132H161V133H162ZM200 132H201V134H200ZM23 133H24V132H22L21 134H23ZM31 133H32V134H31ZM39 133H40V134H39ZM86 133H87V134H86ZM101 133H102V134H101ZM110 133H111V131H110ZM188 133H189V136H191L192 134H194V135H193L192 137H188ZM196 133H197V135H196L197 137L195 136ZM21 134H19V135H21ZM25 134H26V133H25ZM29 134H27V135H29ZM36 134H37V135H36ZM41 134H42V135H41ZM84 134H86V135H84ZM90 134H92V135H90ZM113 134L116 135L117 137H115V136L113 137ZM123 134H124V135H123ZM145 134H146V135H145ZM190 134H191V135H190ZM221 134L224 135L223 133H221ZM45 135L48 136V137H46ZM94 135L96 136V134H94ZM118 135H119V136H118ZM120 135L122 136V139H119V140H118V137L121 138ZM130 135H129V136H130ZM140 135H139V136H140ZM182 135H183V137H181ZM198 135H199V136H198ZM211 135H213V134H210V136H211ZM64 136H63V137H64ZM83 136H84V137H83ZM85 136H86L87 138L89 137L91 141L89 140V138H88V140H87ZM99 136H98V137H99ZM101 136H100V138H101ZM105 136H102V137H105ZM150 136H151V137H150ZM179 136H180V137H179ZM194 136H195V137H194ZM213 136H214V135H213ZM213 136H212V137H213ZM215 136H214V137H215ZM40 137L42 138L43 141L41 140ZM112 137H113V139H112ZM135 137H136L137 139H136ZM36 138H37V139H36ZM114 138H116V140H114ZM196 138H197V139H196ZM3 139H4V138H3ZM49 139H51V140L48 141ZM80 139H81L82 141H81ZM98 139H99L100 141H99ZM101 139H102V138H101ZM105 139H106V138H105ZM138 139H139V140H138ZM170 139H172V137H171ZM205 139H206L207 141H206ZM211 139H212V138H211ZM38 140H39V141H38ZM77 140H78V141H77ZM84 140H85L86 142H85ZM127 140H126V142L129 141V140H128V141H127ZM158 140H159V141H158ZM162 140H163V141L160 142V144L164 142V143H163L164 145H166V144H165L166 141H170V140H166V141H164V139H162ZM174 140H175V139H174ZM174 140H173V142H175ZM2 141H3V140H2ZM41 141H42V142H41ZM88 141H89V142H88ZM96 141H98V142H96ZM114 141H116V142H115V144L113 143V144H114V145H113L112 142H114ZM118 141H119V142H118ZM120 141H121V142L123 141V143L121 144ZM138 141H140V142L138 143ZM147 141H148V140H147ZM189 141H190V140H189ZM196 141H197V142H196ZM37 142H38V143H37ZM43 142H44V143H43ZM90 142H91V143H90ZM102 142H104V143H102ZM131 142H132V141H131ZM136 142H137L138 144H140V145L142 144L143 147L140 148L139 145H138ZM173 142H170V143H173ZM176 142H177L176 144H178V145L180 144V140H177V138H176ZM194 142H195V143H194ZM210 142L212 143L213 140H210ZM210 142H209V144H210ZM42 143H43V144H42ZM87 143H88V144H87ZM97 143H99V144H97ZM100 143H101V144H105V143H106V145H102V146H100V145H101ZM146 143H147V142H146ZM167 143H168V145H169V142H167ZM185 143H186V142H185ZM190 143L188 142V145H189ZM200 143H199V144H200ZM37 144H38V145H37ZM91 144H92V145H91ZM107 144H108V147H107V149H106L105 147L107 146ZM148 144H149V143H148ZM148 144H147V145H148ZM160 144H159V145H160ZM186 144H187V143H186ZM83 145H85V144H83ZM112 145H113V147H114V151H115V152L113 151V147L111 148L112 151L110 150V152H109V149H110V147H111ZM116 145H118L120 148H118V149L115 150V148L118 147V146L116 147ZM130 145H131V144H130ZM147 145H145V146H147ZM151 145H152V147H151ZM153 145H154L153 143L150 144V147H151L152 149H154V148L157 149V148L154 147ZM159 145H156V146H159ZM45 146H46V145H45ZM97 146H98V147H101L102 149L98 150L99 148H97ZM124 146H125V147H124ZM90 147H91V148H90ZM93 147H94V148H93ZM103 147H104V148H103ZM127 147H128V148H127ZM31 148H32V149H31L30 151H28V152H29V154H30L31 156H34V155H35V154H34L35 151H37V150H39V149H37V147H36V150L33 151L35 148H34V147H31ZM55 148H56V147H55ZM95 148H97V149H95ZM126 148H127V151H126ZM145 148H146V147H145ZM93 149L96 150V151H94ZM123 149H125V150H123ZM134 149H135V151H134ZM152 149H151V150H152ZM159 149H160V148H158V151H159ZM89 150H90V151H89ZM97 150H98V151H97ZM105 150H106V151H105ZM118 150H120V151L123 150L124 154H126V155L123 156V158L121 157V159H122L121 161L119 160V157H120V156H119V155H120L119 153H120V151L117 152ZM171 150L173 151V149H171ZM171 150H170V149L168 150V149L163 148V151H162V150H160V151H162V152H165V151H166V152H167V151H171ZM176 150H177V149H175V152L178 151V150H177V151H176ZM184 150H185V151H189V152L192 151V149H191V151H190V150H186V149H184ZM194 150H195V149H194ZM200 150H201V151H200ZM204 150H205V149H204ZM19 151H20V152H19V154H20V155H19V158H21L22 160L25 161V159H24L23 156H25V158H26V151H25V153H24V150H23V149L21 150V148L19 149ZM102 151H103V152H102ZM138 151H139V152H138ZM141 151H142V152H141ZM144 151H146V149H145ZM148 151H149V149H148ZM152 151L156 152L155 150H152ZM180 151H183V149H180ZM196 151H198V152H199V151L202 152L203 150H202V149H198V150L196 149ZM205 151H206V150H205ZM21 152L24 153L25 155L22 154ZM55 152H58V154L55 153ZM60 152H61V151H59V149H57L56 151L53 152V154L51 153V154H52L51 156H50V155L48 156V159H49V157H50V159L52 160V158H54V156L56 157V154H57V157H56L55 159H57V158L59 159V157H60V156H59V153H60ZM106 152H107V154H105ZM108 152H109V154H108ZM123 152H122L121 154H123ZM125 152H127V153H125ZM132 152L130 151V154H131ZM150 152H151V151H150ZM178 152H179V151H178ZM192 152H194V151H192ZM111 153H112V154L114 153V154L112 155ZM143 153H144V152H143ZM32 154H33V155H32ZM54 154H55V155H54ZM117 154H118V155H117ZM60 155H61V154H60ZM104 155H106V156H104ZM107 155H108V156H107ZM110 155H112V156H110ZM115 155H116V156H115ZM20 156H21V157H20ZM113 156H114V157H113ZM141 156H142V157H145V156H143V154L137 156L139 159L136 158V160L133 161V164L136 165V164L138 163V164H139V165H137V166H138V169H140L141 171L143 170L142 173H141V171L139 170V171H140L139 173L144 174V177L147 176L148 180L151 181V179H150L151 177L149 178V176H148L149 173H148V172H147L148 174L145 173V171H146V170H144V166H145L144 164H145V163L142 164L143 161L141 162V160H142V159L140 158ZM22 157H23V158H22ZM90 157H92V156H90ZM90 157L87 156L86 158H90ZM105 157H107V158H105ZM125 158L128 159L127 162H125V161H126ZM124 159H125V161H124ZM117 160H118V161H117ZM138 160H139L141 163H139ZM118 162H119V163H118ZM130 164H131V163H130ZM133 164H131L130 166H131L132 170H135V169L132 167ZM114 165H115V164H114ZM114 165H113V166H114ZM141 165H142V166H141ZM146 165H147V164H146ZM137 166H134V167H136V169H137ZM139 166H140V167H139ZM127 167H128V166H127ZM152 181H153V180H152ZM152 181H151V182H152ZM152 183H153V182H152ZM216 240H218V239H216Z\"/></svg>",
	"mask_w": 264,
	"mask_h": 264
},
{
	"label": "crops",
	"instance_id": "crops-1",
	"mask_svg": "<svg viewBox=\"0 0 264 264\" xmlns=\"http://www.w3.org/2000/svg\"><path fill=\"white\" fill-rule=\"evenodd\" d=\"M263 23H261V25H262ZM264 25V24H263ZM263 25L262 26H260L261 28H264L263 27ZM262 50L264 51V48H262ZM216 54H220V53H214V54H209V55H216ZM222 54V53H221Z\"/></svg>",
	"mask_w": 264,
	"mask_h": 264
}]
</instances>
